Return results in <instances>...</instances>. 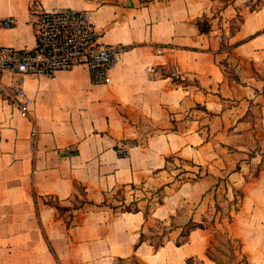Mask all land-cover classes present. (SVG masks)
Wrapping results in <instances>:
<instances>
[{
    "label": "crops",
    "instance_id": "1",
    "mask_svg": "<svg viewBox=\"0 0 264 264\" xmlns=\"http://www.w3.org/2000/svg\"><path fill=\"white\" fill-rule=\"evenodd\" d=\"M255 1L0 0V20L15 18L0 24V46H35L34 2L87 10L100 41L127 46L105 82L84 63L5 73L32 103L24 113L0 93V264H116L134 253L144 264H219L206 253L210 225L238 238L248 264H264V3ZM126 141L135 143L122 155ZM83 186L92 202L68 225L70 211L44 197L73 205ZM119 190L139 209L112 206ZM191 220L203 227L178 244Z\"/></svg>",
    "mask_w": 264,
    "mask_h": 264
},
{
    "label": "built area",
    "instance_id": "2",
    "mask_svg": "<svg viewBox=\"0 0 264 264\" xmlns=\"http://www.w3.org/2000/svg\"><path fill=\"white\" fill-rule=\"evenodd\" d=\"M32 11L37 28L36 44L32 48L0 46V93L27 113L32 98L20 83L7 84L3 78L6 72L16 74L53 75L61 69L72 68L76 64H86L94 82L108 80L110 68L119 60L127 46L121 43L100 41V30L91 20L90 12L72 7L47 9L34 2ZM3 26L15 24L14 17L0 20ZM38 127L34 125L31 138L35 140ZM126 141L117 146L122 155L128 153L130 145ZM210 220L213 214L207 215Z\"/></svg>",
    "mask_w": 264,
    "mask_h": 264
},
{
    "label": "trees",
    "instance_id": "3",
    "mask_svg": "<svg viewBox=\"0 0 264 264\" xmlns=\"http://www.w3.org/2000/svg\"><path fill=\"white\" fill-rule=\"evenodd\" d=\"M199 23H200V27L203 31H207L210 27L209 23H208V20H204V19H200L199 20ZM135 142V141H133ZM81 193H82V196H80L78 193H75V201L73 205H65L62 203V200L57 197V196H54V195H47L45 196V201L50 203L51 205H53L54 207H56L58 209V211L60 213L66 211V210H69L70 211V218L69 220L67 221V224L70 225L71 224V220L73 219L74 217V213H73V210L74 209H77L79 207H81L82 205H84L86 202H92L90 200H88V198L86 197V188L83 186L82 187V190H81ZM134 205V206H132ZM114 207H117V206H120V208L122 210H129V211H132V210H137L139 209L138 205H137V202L135 200L127 203L125 202V199L123 198V201L120 205H112ZM197 226H201L203 227V223H198V222H195L193 220L189 221L183 228L182 232L180 233V235L183 237L182 240H177V243L178 244H181L183 241H186L188 239V234L190 233L191 229H193L194 227H197ZM225 236L227 237L226 240H228L229 242L232 243L233 245V248L237 251L239 249H241V243L240 241L238 240V238L236 237H233L231 236L227 231H225ZM146 237V234L144 232L141 233V239H145ZM212 242L213 240H210V245L207 247V254L218 261L219 264H221L219 262V259L218 257L213 253L212 251ZM156 248H158L160 245L164 244V237L163 235H160V237L157 238V241L156 242H152ZM133 260L134 262H137L139 264H144L140 261V259L137 257V255L134 253L132 254L131 256H128V257H123V256H117L116 257V264H124L126 263L128 260ZM241 264H248V260L246 258V255L243 254V257H242V260H241Z\"/></svg>",
    "mask_w": 264,
    "mask_h": 264
},
{
    "label": "rangeland",
    "instance_id": "4",
    "mask_svg": "<svg viewBox=\"0 0 264 264\" xmlns=\"http://www.w3.org/2000/svg\"><path fill=\"white\" fill-rule=\"evenodd\" d=\"M264 3V0H256L254 3H252V7H257L259 4ZM124 197V193L119 190L118 192H114L113 195H109V198H113V201L111 204H121L122 198ZM134 206V205H132ZM208 215V214H207ZM208 218V217H207ZM210 220V218H208ZM213 220V219H212ZM152 228L155 231H162L163 225L160 224L158 221L152 220ZM210 231H211V239L212 242V251L213 253L218 257L219 262L221 264H241V256L240 254L233 248V245L231 242L226 240L225 231L221 227L215 226L214 228L210 225ZM181 236L178 238L180 239ZM153 242L157 241V238H152ZM210 244V243H209ZM124 264H139L137 262H134L133 260H128ZM193 264H199L198 260H193Z\"/></svg>",
    "mask_w": 264,
    "mask_h": 264
}]
</instances>
